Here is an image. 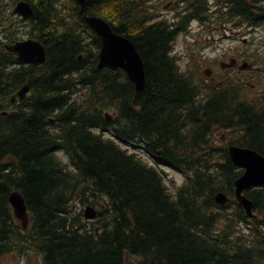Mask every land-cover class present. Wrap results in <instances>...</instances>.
Masks as SVG:
<instances>
[{"label":"trees","instance_id":"obj_1","mask_svg":"<svg viewBox=\"0 0 264 264\" xmlns=\"http://www.w3.org/2000/svg\"><path fill=\"white\" fill-rule=\"evenodd\" d=\"M17 1L0 0V259L25 246L41 264H264V186L244 191L257 215L247 218L234 195L242 170L226 145L211 143L216 127H238L235 144L264 155V112L238 99L234 81L195 83L170 56L186 21L205 18L207 0H190L174 29L147 24L137 0H86L83 11L75 0H27L26 22L10 15ZM251 1L229 0V12L254 27L264 7ZM84 13L134 43L145 73L137 95L121 69L97 68L100 39ZM19 24L44 45V65L3 48L21 39ZM44 71L33 92L9 102L28 74ZM159 164L183 176L174 193ZM13 189L28 231L13 219ZM218 191L229 198L223 206ZM75 199L95 207V219L76 214Z\"/></svg>","mask_w":264,"mask_h":264},{"label":"rangeland","instance_id":"obj_2","mask_svg":"<svg viewBox=\"0 0 264 264\" xmlns=\"http://www.w3.org/2000/svg\"><path fill=\"white\" fill-rule=\"evenodd\" d=\"M137 1L143 5L148 13L147 5H152L153 0ZM164 1L162 0V2ZM207 3L209 6L206 14L207 19L192 21L189 25L192 31L190 33H179L175 39L173 50H175L174 55L178 58L179 68L190 75L195 83L205 81L216 85L222 84L227 78L234 81L239 86L238 99L253 104L257 109L264 112V18L262 17L259 21L261 25L252 27L246 23H239L241 20L234 17L236 15L229 12L228 8L223 7L224 0H207ZM184 4L186 3L184 2ZM257 4L263 5L260 2H257ZM179 5L180 1L175 9ZM110 7L112 8V6ZM110 7L104 8V12L108 15H112L111 13L114 12V9ZM155 7L156 13L160 10L166 13V10L156 2ZM185 8L184 6L182 10ZM227 11L228 13H226ZM224 13H226L225 16ZM229 16L232 17L230 21L227 18ZM224 21H228L226 23L227 32H223L220 27V23ZM15 28L22 35L21 38H28L26 33L27 24H19ZM1 40H3L2 37ZM244 53H246L248 59L259 66L258 69H240L241 63L246 61L243 56ZM233 57L238 58V66L235 69L222 67V63L229 62V59ZM243 133L244 131L241 132L238 127H216L212 133L211 143L214 146H217V144L225 146L230 142L239 141L238 138ZM56 154L63 161H66L62 151L57 150ZM142 157L148 162L154 163L152 157L144 154H142ZM159 165L165 174H163L164 181L167 183L170 192L174 193L175 188L183 182V176L174 168ZM86 205L88 204H81L75 199L71 208L76 214L82 213L83 217ZM98 205H102L101 200L97 201ZM13 219L18 221L14 216ZM94 226L96 227V225ZM0 264H41V256L33 248L29 250L23 246L20 252L8 253L1 258Z\"/></svg>","mask_w":264,"mask_h":264},{"label":"water","instance_id":"obj_3","mask_svg":"<svg viewBox=\"0 0 264 264\" xmlns=\"http://www.w3.org/2000/svg\"><path fill=\"white\" fill-rule=\"evenodd\" d=\"M80 11L86 6V0H75ZM11 15L18 16L22 22L32 19L34 11L27 0H18L11 9ZM83 19L92 31L100 38V48L97 54V68L109 70L122 69L127 78L133 83L135 95L144 87L145 73L144 63L134 43L127 36L116 33L111 25L97 15L84 13ZM7 51L13 53L17 60L24 64L44 65L46 61V50L37 38H26L16 40L12 43H5ZM234 61L222 64V67H231ZM248 63L243 62L241 69L247 68ZM41 73H30L22 85L11 95L9 102L22 100L28 92L37 86ZM228 155L231 162L242 169V173L234 181V195L238 203L244 208L245 215L249 218L255 217L253 202L244 194V191L251 187L264 185V155L254 149L230 145ZM215 202L222 206L228 201L227 195L218 191L214 195ZM8 201L12 207V214L18 220L19 225L26 229L28 225V212L23 195L18 189L10 191ZM84 218L91 219L96 216L94 207L87 205L83 212Z\"/></svg>","mask_w":264,"mask_h":264},{"label":"flooded vegetation","instance_id":"obj_4","mask_svg":"<svg viewBox=\"0 0 264 264\" xmlns=\"http://www.w3.org/2000/svg\"><path fill=\"white\" fill-rule=\"evenodd\" d=\"M179 1H180V5H179V7L177 9H175L176 6H178V2ZM152 2H153L152 5H147V10H148V13H147V16H148L147 24H152L153 22H159L160 21V22L168 25L169 27H171L173 29L177 28V23H178L179 19L181 18L182 15L187 14V11H186L187 7L190 6V4H191V1L186 3L185 0H165L164 2H162V0H153ZM155 2H156V4H159L160 6H162L166 10V13H163L161 10L158 13H156L155 12V9H156ZM184 2L186 4H184ZM259 2L264 4V0H259ZM184 6L186 8L182 10V8ZM225 6H229L228 1L225 2ZM226 13H224V16H225ZM227 18H229V21L231 20L230 16L227 17ZM236 18H238V20H245L246 19V18L240 19L239 17H236ZM195 20L196 19H194V18H189L187 20L188 27H189L190 23L192 21H195ZM227 22L224 21V22L220 23V27L223 30V32H227V26H226ZM241 23H244V22H241ZM189 31L191 32L192 29L190 28ZM177 35L178 34H176V36ZM174 52H175V50H173V46H172V49H171V52H170V56L172 58H175L176 60H178L177 56L174 55ZM243 56L245 57V59H247L246 53H244ZM229 60L230 61L235 60L234 64L236 66H238V58L233 57V58H231ZM236 66L234 68H230V69H235ZM208 73L210 74V72H208Z\"/></svg>","mask_w":264,"mask_h":264},{"label":"bare ground","instance_id":"obj_5","mask_svg":"<svg viewBox=\"0 0 264 264\" xmlns=\"http://www.w3.org/2000/svg\"><path fill=\"white\" fill-rule=\"evenodd\" d=\"M237 17H239L240 19H242L244 16H242V15H240V16H237ZM10 103H14V102H10ZM249 148V147H248ZM252 149V148H251ZM264 185H259V187H263ZM91 196V195H90ZM96 198V197H95ZM92 202V201H91ZM238 202V201H237ZM239 204V203H238ZM240 205V204H239ZM241 206V205H240ZM26 208H27V206H26ZM98 209V208H97ZM244 209V208H243ZM27 212H28V210H27ZM96 217V216H95ZM95 219V218H94ZM93 220V219H92ZM18 222V221H17ZM19 224V223H18ZM29 225H30V216H29V212H28V226H27V228L26 229H24V230H27L28 231V229H29ZM94 225V224H93ZM95 229V228H94Z\"/></svg>","mask_w":264,"mask_h":264}]
</instances>
